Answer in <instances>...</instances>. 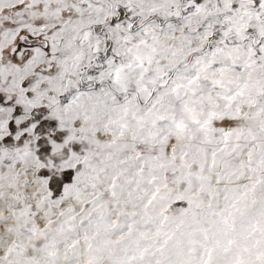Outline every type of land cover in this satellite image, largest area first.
<instances>
[{
	"label": "snow or ice",
	"instance_id": "6c2138e0",
	"mask_svg": "<svg viewBox=\"0 0 264 264\" xmlns=\"http://www.w3.org/2000/svg\"><path fill=\"white\" fill-rule=\"evenodd\" d=\"M0 264H264V0H0Z\"/></svg>",
	"mask_w": 264,
	"mask_h": 264
}]
</instances>
